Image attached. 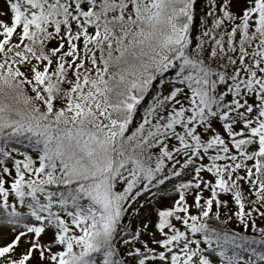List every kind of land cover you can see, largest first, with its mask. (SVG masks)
Segmentation results:
<instances>
[{"label": "snow or ice", "instance_id": "6c2138e0", "mask_svg": "<svg viewBox=\"0 0 264 264\" xmlns=\"http://www.w3.org/2000/svg\"><path fill=\"white\" fill-rule=\"evenodd\" d=\"M0 264H264V0H0Z\"/></svg>", "mask_w": 264, "mask_h": 264}]
</instances>
